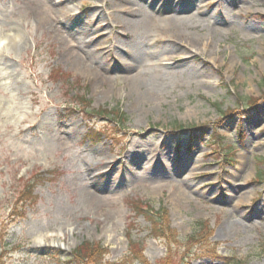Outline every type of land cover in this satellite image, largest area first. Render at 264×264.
<instances>
[{
  "label": "rangeland",
  "instance_id": "1",
  "mask_svg": "<svg viewBox=\"0 0 264 264\" xmlns=\"http://www.w3.org/2000/svg\"><path fill=\"white\" fill-rule=\"evenodd\" d=\"M188 1L193 4L195 0ZM37 2L0 0V42L4 43L6 35L19 36L12 32L14 19L26 22L21 33L27 24L38 28L18 53L6 49L0 59V65L4 61L8 65L0 71V264H65L80 244L92 254L86 264L100 260L137 264L127 257L128 250L146 258L147 264H223L218 259L222 254L236 256L239 264H264V182L256 181L258 174H264V17L259 16L264 14V0H223L224 8L231 9L219 30L223 34L213 42L204 37L207 29L201 31V46L214 51H188L191 58L183 61L187 72L199 74L201 84L175 86L155 99L143 100L141 91L132 89L120 73L117 59L124 60L128 36L108 18L107 0H65L71 16L53 22L75 28L82 42L92 39L101 45L100 70L110 77L102 85L61 57L65 47L51 32L52 23L41 27L34 18L31 8ZM121 4L117 0L112 5L116 16L122 14ZM139 6L150 13L145 4ZM223 10L222 5L217 10L212 6L204 16L221 20ZM143 38L147 42L150 36L146 33ZM175 43L178 50H185L183 44ZM90 62L96 67L95 60ZM8 74H13L12 83ZM14 86L19 89L13 91ZM78 100L83 105L91 103L92 110L116 109L126 121L117 126L110 118L100 117L84 136L86 119L64 114L66 106ZM45 120L53 124L50 129L45 128ZM67 127L78 131L73 141L62 138ZM103 127L120 131L111 138L99 134L91 140ZM163 138L171 139L170 143H161ZM145 144L164 152L160 160L147 165L156 173L162 164L169 169L186 161L182 175L205 164L202 169H208L212 179L219 176L225 194L212 198L218 187H199L201 181L194 179L192 185L198 190L187 192L189 202L178 204L169 190L181 179L180 173L165 181L159 175L153 182L130 171L132 176L127 175L126 181L119 163L112 177L95 176L96 152L106 154L110 162L121 159L129 165V154L144 150ZM225 147L233 155L228 166L220 164ZM114 175V190L100 199L98 210L84 207L83 190L103 188L109 185L107 178L114 181ZM28 180L36 184L34 197L20 201ZM182 188L187 191L185 185ZM148 211L166 213L174 238H151ZM222 218L238 224L229 236L218 235ZM194 225L206 230L217 251L198 258V244L185 262L187 250L196 241L188 238ZM42 236L43 243L34 241ZM75 260L72 264L80 261L79 256Z\"/></svg>",
  "mask_w": 264,
  "mask_h": 264
},
{
  "label": "bare ground",
  "instance_id": "2",
  "mask_svg": "<svg viewBox=\"0 0 264 264\" xmlns=\"http://www.w3.org/2000/svg\"><path fill=\"white\" fill-rule=\"evenodd\" d=\"M116 1L117 0H107L106 4L108 5V8L111 9L108 18L119 23L120 28L126 32L125 36H128V41L124 43L126 47L124 60L122 62H120V60L118 61V67L120 73L125 74L124 78L128 81V84L131 85V88L141 91V94L139 95L144 97L141 100L149 98L155 99L157 97L156 95L175 86L183 87L184 85L189 86L193 83L197 85L201 84L202 80L201 77H199V74L194 71L193 74L187 72L183 61L191 58L189 52L198 53L214 51L209 48L208 45L201 46L200 39L202 38V30L207 29L204 37L213 42L216 35L220 36L223 34L222 31L219 32V30L222 28L221 26L224 21H218L217 19L212 20L206 15L202 17L199 16L204 15L203 13L209 10L208 5L204 7L206 11L203 12L200 10V0H195V5L192 6L186 4L184 0H119V2L122 3L119 5L122 14L121 16H116L115 10L112 6ZM222 1L223 0H220L221 3ZM186 2H188V0H186ZM142 3H145L148 9L151 10L150 13H146L142 10L141 6L138 5ZM31 9L34 11V18L41 23V27L44 24H47V22L49 24L52 23L50 24L53 26L51 32L56 35L55 37L61 47H65L62 48V58H64L69 64L77 67L79 71L84 72L87 76L91 75L92 78L100 82L101 85L107 84L110 81L108 80L110 77H105V74L100 70L101 68L99 64L102 63L103 59L100 56V48L98 44H96L95 41L92 42L91 45L88 44V42L84 44V42L78 40L80 32L75 28L66 25L59 27V25L53 23L59 22L60 19L66 20L67 17L71 16L70 10L65 1L39 0L37 6H32ZM193 9L194 11L192 12ZM225 12L227 16H229L231 14V9H227ZM238 13H240V11ZM194 14L199 15L194 17ZM25 23L26 22L19 23L16 21V24H13V33L19 36L16 37L13 36V34H10L11 36L6 35L9 37H6L4 43L0 45V59H2V55L4 54L2 52L6 49H12L13 52L18 53L21 47L25 46L30 35L33 39L34 31L38 28L31 24L30 26L27 24L28 29L21 33V28L24 27ZM42 29H44V27ZM146 33L150 36V39H148L147 42H145L143 38ZM175 42L183 44L185 50H178ZM208 57L210 58L211 54ZM90 60H95L96 67L94 64H91ZM97 60L99 62H96ZM164 61L165 63H162ZM4 63H1L0 71L7 70L6 68H8V65H5ZM7 77L12 83V79L14 78L13 74H8ZM12 89L13 91H17L19 88L18 86H14ZM263 115L264 113H262V116ZM46 125L48 127L45 128L50 129L49 127L51 126V123L47 122ZM77 135L78 131L72 128H67V132L62 133V138L65 137L64 139L73 141L77 138ZM169 140L163 138L161 143H170ZM142 147L144 150H135L130 153L128 161L137 163L142 158L148 157L144 156L145 153H152L151 155L154 158H158V155L154 152L155 148L153 145L145 144L142 145ZM92 152H94V150H92ZM95 155V161L100 166L96 169V172L103 170L104 174L107 175L109 173L108 170L110 171L108 161H105L100 152ZM123 167L129 168L126 162L123 164ZM162 167L163 174L165 172L164 177H168L172 171L164 166ZM142 168H145V166ZM181 169L182 168L179 170ZM143 172L147 174V177H143V180L150 181L157 179L154 175L156 173L152 170L144 169ZM197 172L190 171L186 174V179L193 177ZM126 174L132 176L130 171L126 172ZM248 177H250V175ZM125 180L127 181L128 178L126 177ZM182 185L189 186V183L183 181L181 186L177 184L170 187L171 190H169L170 195L178 204L186 201L189 202L190 200V196L187 191L182 188ZM188 186H186V188ZM102 190L105 191L99 193H105L103 196L98 194L97 189L92 190L87 188L83 190V206L88 208L95 207L98 210L99 204L101 205L100 199L112 192L114 188L112 187L109 190L104 188ZM237 226L238 224L236 221L222 218L218 229V235L229 236ZM44 238L45 236L37 237L34 241L36 243H43Z\"/></svg>",
  "mask_w": 264,
  "mask_h": 264
},
{
  "label": "trees",
  "instance_id": "3",
  "mask_svg": "<svg viewBox=\"0 0 264 264\" xmlns=\"http://www.w3.org/2000/svg\"><path fill=\"white\" fill-rule=\"evenodd\" d=\"M81 99V98H80ZM82 103V101L81 100H78V101H75L73 104L74 105H76L78 108L80 107H82L81 109H83V110H86V109H84L85 107H87V109H89V110H86L85 112L86 113H88V114H97L98 116H103V115H107V116H110L111 117V120H119V122L120 123H123V121H125V118L124 117H122L121 119H120V117L121 116H117L118 114V112L116 111V110H104V109H90V105H91V103H86V105H83V104H81ZM87 114V115H88ZM118 122V121H117ZM118 122V123H119ZM24 192H27L28 193V195H31V192H32V186H30V188L28 187V188H26L25 189V191ZM160 227H162V228H164L165 227V225L163 224V225H160ZM201 230V229H200ZM165 231H166V235L168 236L170 233H172L168 228H166L165 227ZM85 249V250H84ZM76 254L77 255H82L81 257H84V258H88V256L91 254V252L89 251L88 252V248L84 245V244H82L81 246H79L77 249H76ZM92 255V254H91ZM101 264V263H100ZM102 264H105V263H102ZM107 264H114V263H107ZM120 264H126V263H120ZM162 264H164V263H162ZM235 264H237V263H235Z\"/></svg>",
  "mask_w": 264,
  "mask_h": 264
}]
</instances>
